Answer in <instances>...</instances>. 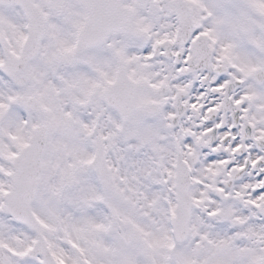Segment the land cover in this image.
<instances>
[{
  "label": "snow or ice",
  "instance_id": "6c2138e0",
  "mask_svg": "<svg viewBox=\"0 0 264 264\" xmlns=\"http://www.w3.org/2000/svg\"><path fill=\"white\" fill-rule=\"evenodd\" d=\"M0 264H264V0H0Z\"/></svg>",
  "mask_w": 264,
  "mask_h": 264
}]
</instances>
